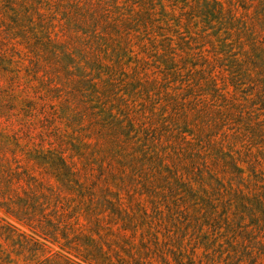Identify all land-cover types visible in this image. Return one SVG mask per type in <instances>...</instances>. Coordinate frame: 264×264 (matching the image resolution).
<instances>
[{
  "label": "rangeland",
  "instance_id": "rangeland-1",
  "mask_svg": "<svg viewBox=\"0 0 264 264\" xmlns=\"http://www.w3.org/2000/svg\"><path fill=\"white\" fill-rule=\"evenodd\" d=\"M0 264H264V0H0Z\"/></svg>",
  "mask_w": 264,
  "mask_h": 264
}]
</instances>
